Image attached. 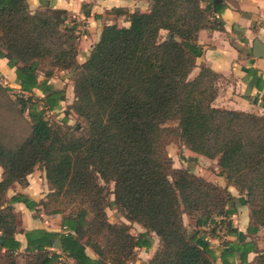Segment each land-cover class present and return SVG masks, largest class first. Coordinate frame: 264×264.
<instances>
[{"label": "trees", "instance_id": "16d2710c", "mask_svg": "<svg viewBox=\"0 0 264 264\" xmlns=\"http://www.w3.org/2000/svg\"><path fill=\"white\" fill-rule=\"evenodd\" d=\"M148 1V12H108L126 15L129 26L105 24L80 64L82 33L67 11H32L29 0H0V58L15 70L22 94L17 103L32 123L18 146L0 143V264H18V233L27 240V264H56L62 256L76 264H130L137 248L150 245L151 233L159 248L148 264H216L210 244L189 237L184 217L197 216L199 227L228 219L236 198L189 169H176L168 150L175 141L216 161L228 185L246 196L249 233L264 228V115L216 107L223 78L213 70L202 67L191 77L203 54L200 31L222 27L212 20L223 10L221 2ZM58 71L71 73L74 101L66 115L82 120L80 132L46 119L66 101V91L50 83ZM5 91L0 83V93ZM35 91L43 95L41 104ZM37 168L45 174L46 199L17 195L8 201V190L27 185ZM16 202L38 214L61 215L62 232L24 230ZM111 207L146 233L135 237L130 224L112 223ZM225 223L228 234H237L231 221ZM56 238L64 254L48 250ZM224 245V264L236 253L249 264L256 249L253 241ZM255 264H264V253Z\"/></svg>", "mask_w": 264, "mask_h": 264}, {"label": "crops", "instance_id": "0c3cea01", "mask_svg": "<svg viewBox=\"0 0 264 264\" xmlns=\"http://www.w3.org/2000/svg\"><path fill=\"white\" fill-rule=\"evenodd\" d=\"M209 1L211 0H205V4H208ZM217 1L221 2L223 10L221 13H215L212 20L220 21L222 27L200 31L198 44L202 46L203 54L197 58L196 68L191 77L197 76L202 67L213 70L223 78L218 97L214 102L216 107L264 115V57L256 58L254 56L255 41L264 45V0ZM29 4L32 11L40 9L65 10L69 18L77 22L81 33L84 35L86 33V36L81 34L80 38L78 53L80 64L88 60L93 46L100 39L105 24L129 26L130 23L126 15L116 16L108 12L114 8H123L130 13L135 11L148 12L151 5L148 0H29ZM82 30H87V32H82ZM0 76L6 83L16 82L15 70L11 69L8 66V61L2 58H0ZM184 148L193 156L215 164L212 173L197 167L201 170L194 169L196 175L217 184L223 189H228L236 198L234 207L229 208L232 214L228 219L216 217L213 221L199 227L192 223L191 217L185 216L184 221L188 218L191 223L192 238H196L200 246L205 245L206 242L210 244L218 256L216 264H224L220 256L226 249L224 245L226 241L235 244L253 241L256 249L249 254L248 262L255 264L256 257L260 253H264V228H260L256 234L249 233L248 230L252 221L246 196L240 195L235 187L228 185L226 179L220 175L216 161L197 155L186 147ZM174 166L177 164L175 163ZM179 167L182 168L183 166ZM35 173L31 174L29 181L31 177L36 175ZM1 175L2 169L0 168V177ZM44 175V172L41 173L40 171V184ZM32 188V186L25 187L15 183L8 190L6 198L10 201L14 196L25 195L39 203L48 193L46 182L40 191H32ZM13 207L21 216V225L24 230L62 232L61 215L47 216L43 212L38 214L35 210L28 209L22 202L14 203ZM228 220L231 221L233 229L237 230V234H228L225 223ZM130 225L132 227L131 233L135 237L146 233L140 224ZM16 239L21 243L18 264H27L29 253L26 251V237L24 234L18 233ZM148 239L150 245L137 248L136 259L130 264H148L149 260L152 259L159 248V238L155 233H151ZM53 245V248H48L51 253L64 254V251H60L55 246L54 241ZM86 253L92 259L97 258V255L90 248L86 249ZM227 260L229 264H241L238 253L229 256ZM56 264H76V262L62 256Z\"/></svg>", "mask_w": 264, "mask_h": 264}, {"label": "rangeland", "instance_id": "374dc122", "mask_svg": "<svg viewBox=\"0 0 264 264\" xmlns=\"http://www.w3.org/2000/svg\"><path fill=\"white\" fill-rule=\"evenodd\" d=\"M108 14V13H107ZM110 14V13H109ZM87 32V30H82V32ZM83 34V33H82ZM83 36H86L83 34ZM162 37H165V33L163 32ZM43 79V76L41 77ZM0 83L6 87L7 91L4 93H0V143L4 145L6 148H14L21 144L30 134L32 123L30 121L28 111L22 112L21 107L17 103V98L20 97V87L16 84V82H5L0 76ZM50 83H52L55 87L64 89L66 91V101L61 103V105L55 111H49L46 113V119L51 123H57L61 125H65L71 127L72 129L80 132L83 124L82 120H80L74 113H70V115H66V111L68 107L74 101V93H73V81L71 73L68 71L61 72L58 71L55 75L50 79ZM31 95L24 96V99L27 100ZM43 95L40 91H35L33 94V98L41 99ZM168 125H175L174 122L169 123ZM169 153L174 160L177 166H174L176 169H181L179 166H183L182 168L189 169L194 172V169L202 168L208 172L214 171L215 164L212 162H208L203 159H199L196 156H193L182 146L181 143L175 141L169 147ZM198 167V168H197ZM201 170V169H198ZM40 171L41 169L37 168L35 170V176L30 178L28 176L27 185H22L25 187L32 186V191H40L42 185L45 184L44 176L42 177V181L40 184ZM113 189V184L111 185ZM49 192V189H48ZM48 194V193H47ZM46 194V195H47ZM46 196L44 199L45 200ZM113 200L114 197L111 196ZM41 200V201H42ZM54 206L51 209H54ZM65 208V206H63ZM41 211L43 209L41 208ZM69 211V210H68ZM108 218L112 223H127L126 219L123 216V213L119 211L116 207H111L107 209ZM189 217V216H187ZM197 216L191 217V221L193 224H196ZM122 220H124L122 222ZM126 221V222H125ZM187 227V230L190 231V225L188 218L184 221Z\"/></svg>", "mask_w": 264, "mask_h": 264}, {"label": "water", "instance_id": "95a60500", "mask_svg": "<svg viewBox=\"0 0 264 264\" xmlns=\"http://www.w3.org/2000/svg\"><path fill=\"white\" fill-rule=\"evenodd\" d=\"M171 35H168V38L170 37ZM254 56L256 58H263L264 57V45H262L259 41H255L254 43ZM188 231V230H187ZM188 235L190 238H192V235L190 233V231H188ZM54 243H55V246L60 250V251H63V246L61 244V241L60 239L56 238L54 240Z\"/></svg>", "mask_w": 264, "mask_h": 264}]
</instances>
